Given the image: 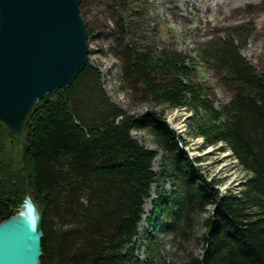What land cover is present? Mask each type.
<instances>
[{"label":"trees","instance_id":"trees-1","mask_svg":"<svg viewBox=\"0 0 264 264\" xmlns=\"http://www.w3.org/2000/svg\"><path fill=\"white\" fill-rule=\"evenodd\" d=\"M127 1L111 0L120 75L151 109L132 115L111 103L88 63L71 86L38 102L27 129L30 188L44 209L41 264H154L159 244L149 231L157 227L184 250L197 221L201 251L188 252L181 264H264V67L257 70L243 56L244 27L205 41L194 55L137 47L124 38L137 11L133 4L125 13ZM200 69L216 74L227 102L215 106ZM166 106L191 110V135L204 149L222 145L232 152L247 173L237 192L221 195L201 175L186 142L167 126ZM133 130L153 136L163 152L160 173L152 170L156 152L136 141ZM7 138L0 127V222L18 211L26 193L24 174L6 159ZM159 179L171 189L154 200L140 263L132 248L144 201Z\"/></svg>","mask_w":264,"mask_h":264},{"label":"rangeland","instance_id":"rangeland-1","mask_svg":"<svg viewBox=\"0 0 264 264\" xmlns=\"http://www.w3.org/2000/svg\"><path fill=\"white\" fill-rule=\"evenodd\" d=\"M111 4V0H81L80 13L88 28L87 62L99 71L100 84L109 101L128 114L140 115L149 111L151 104L142 101L139 94L122 82L118 57L119 34L113 14L116 10ZM129 6L137 10L135 14L130 13L129 18L132 20L128 25L129 33L124 37L129 44L137 47L150 45L156 49L174 48L194 55L198 45L224 35L231 28L242 26L246 37L241 48L243 56L257 70L264 67V0H128L125 5L127 14L130 12L127 11ZM199 74V79L205 81L215 94L216 107L230 99V94L219 87L216 74L208 69H200ZM165 113L167 126L175 136L186 142L183 149L192 160H197L196 165L201 175L208 182L215 181V187L221 195L228 190L237 192L247 173L239 167L232 152L228 148L220 150L222 145L205 149L202 147V139L193 137L188 125L191 110L185 107L169 110L166 106ZM131 135L140 144L156 152L152 170L160 173L163 152L155 145L153 136L141 130H133ZM5 143L6 159L12 157L16 162L15 169H21L23 173L22 144L9 137ZM170 189L168 180L159 179L151 188L153 197L149 198L150 203L147 202L149 199L144 201L143 217L138 227L139 236L135 238L132 248L133 257L140 263H144L147 258L143 239L148 238L154 200L157 199L158 192H169ZM201 230V222L197 221L191 240L183 245L184 250L171 240L170 235L159 233L157 227L150 230L151 242L157 241L159 244L157 250L160 260L155 259L153 263L181 264L188 252L200 253L202 245L197 238Z\"/></svg>","mask_w":264,"mask_h":264},{"label":"water","instance_id":"water-1","mask_svg":"<svg viewBox=\"0 0 264 264\" xmlns=\"http://www.w3.org/2000/svg\"><path fill=\"white\" fill-rule=\"evenodd\" d=\"M81 0H0V127L22 144L26 194L0 222V264H41L44 209L30 188L28 124L38 102L72 85L88 58Z\"/></svg>","mask_w":264,"mask_h":264},{"label":"bare ground","instance_id":"bare-ground-1","mask_svg":"<svg viewBox=\"0 0 264 264\" xmlns=\"http://www.w3.org/2000/svg\"><path fill=\"white\" fill-rule=\"evenodd\" d=\"M152 197H153V196H152V194H151V197H150V198H152ZM150 201H151V199L147 200L148 203H150ZM145 211H147V205H145ZM140 226H142V224H140Z\"/></svg>","mask_w":264,"mask_h":264}]
</instances>
